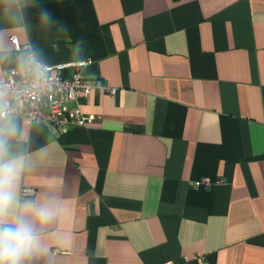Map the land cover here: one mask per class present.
Instances as JSON below:
<instances>
[{"label":"crops","instance_id":"0c3cea01","mask_svg":"<svg viewBox=\"0 0 264 264\" xmlns=\"http://www.w3.org/2000/svg\"><path fill=\"white\" fill-rule=\"evenodd\" d=\"M34 3L68 28L27 9L48 64L83 37V76L116 88L78 99L82 127L32 129L22 188L61 200L69 236L52 264H264V0Z\"/></svg>","mask_w":264,"mask_h":264},{"label":"clouds","instance_id":"9594fccd","mask_svg":"<svg viewBox=\"0 0 264 264\" xmlns=\"http://www.w3.org/2000/svg\"><path fill=\"white\" fill-rule=\"evenodd\" d=\"M30 7H36L41 27L59 24V31H68L52 10L34 0H0V17L8 25L0 29V264L40 260L52 264V242L69 243L68 234L55 228L64 212L61 200L55 194L36 195L31 188H22L23 176L36 166L31 134L40 120L35 110L20 101L42 100L55 87L43 50L28 38ZM10 32L21 38L20 47L7 42ZM86 52L87 43L80 37L72 46L74 62L87 66ZM39 155H46L45 149Z\"/></svg>","mask_w":264,"mask_h":264},{"label":"built area","instance_id":"2783aa9c","mask_svg":"<svg viewBox=\"0 0 264 264\" xmlns=\"http://www.w3.org/2000/svg\"><path fill=\"white\" fill-rule=\"evenodd\" d=\"M10 42L16 47L21 46L17 36H11ZM89 63V62H88ZM50 74L55 79L54 89L46 94L42 100L38 101H20L21 105H27L38 113L40 123L56 128L61 133L69 132L73 127H82L85 125V119L82 116L78 99L81 96L89 94L92 89H102L110 95L116 93V88L105 86L100 80H90L83 76L81 66L75 62L62 64H49ZM71 68V75H63L62 71ZM76 103V107L69 110L68 104ZM221 183V180H212L204 178L195 180L190 184L195 188L209 189ZM187 258H184L186 260ZM161 264H178L173 260H167Z\"/></svg>","mask_w":264,"mask_h":264}]
</instances>
